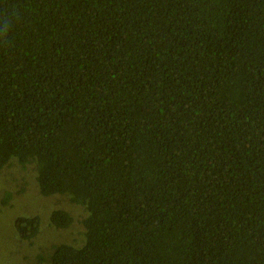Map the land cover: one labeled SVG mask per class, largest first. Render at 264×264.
<instances>
[{
	"label": "trees",
	"instance_id": "16d2710c",
	"mask_svg": "<svg viewBox=\"0 0 264 264\" xmlns=\"http://www.w3.org/2000/svg\"><path fill=\"white\" fill-rule=\"evenodd\" d=\"M13 160L84 207L50 264H264V0H0Z\"/></svg>",
	"mask_w": 264,
	"mask_h": 264
},
{
	"label": "rangeland",
	"instance_id": "374dc122",
	"mask_svg": "<svg viewBox=\"0 0 264 264\" xmlns=\"http://www.w3.org/2000/svg\"><path fill=\"white\" fill-rule=\"evenodd\" d=\"M6 192H11V197L4 204ZM56 208L72 214L74 223L70 227L52 226L50 214ZM18 215H39L41 218L40 231L30 243L17 236L14 219ZM84 215V207L71 203L65 195H42L34 165L22 169L13 160L0 171V264H50L53 245L67 242L78 246L84 242L81 224Z\"/></svg>",
	"mask_w": 264,
	"mask_h": 264
}]
</instances>
